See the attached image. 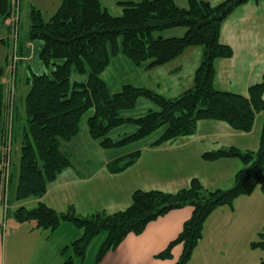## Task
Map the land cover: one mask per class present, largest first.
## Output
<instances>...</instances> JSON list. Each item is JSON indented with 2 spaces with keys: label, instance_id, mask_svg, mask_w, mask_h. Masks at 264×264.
Here are the masks:
<instances>
[{
  "label": "trees",
  "instance_id": "trees-1",
  "mask_svg": "<svg viewBox=\"0 0 264 264\" xmlns=\"http://www.w3.org/2000/svg\"><path fill=\"white\" fill-rule=\"evenodd\" d=\"M249 1L223 0L213 5L207 0H187L186 7L175 0L120 1L122 13L114 16L100 0H61L48 20L40 9L31 8L28 39L40 43L38 58L50 72L32 73L28 77L29 89L20 122L14 112L15 136L21 139L13 194L17 201L42 198L48 186L71 166V156L61 150V144L78 136L80 121L89 110L93 112L86 121L88 134L106 150L142 140L159 129H162L160 136L150 146L173 142L194 134L198 123L204 120L225 122L235 131L249 133L257 114H263L257 150L231 146L202 154L205 161L234 158L242 163L243 168L236 173L234 185L229 189L208 190L194 178L188 187L176 192L136 190L129 207L111 214L102 211L82 216L74 207L58 212L44 203L34 208H17L13 216L18 222H34L37 228L48 230L68 222L82 230V235L62 250V253L73 251L63 264L83 261L92 240L105 232L94 263L98 264L129 234H141L150 222L172 210L191 206L192 216L178 237L158 255L161 259L171 258L173 247L182 244L183 252L175 264H187L204 236L206 221L217 208L231 206L237 198L248 196L257 188L264 193V80L251 85L247 96L218 90L214 85L216 61L234 54L232 47L221 42L222 24ZM15 3L0 0V34L5 28L8 30L7 37H0V45L11 44V26L7 22L15 13ZM177 28L184 30L181 36H154L156 32ZM194 46L202 47L203 51L194 84L175 98L168 99L132 84H125L112 94L102 78L113 56L121 54L135 66L151 69L171 62ZM2 72L3 69L0 147L6 138L9 112ZM74 73L85 76V80L72 81ZM141 98L150 100L156 109L137 118L121 116L122 110L134 108ZM124 124H132L136 130L113 139L110 133ZM139 157L140 150L120 156L109 162L108 170L123 172ZM14 176L12 173V182ZM254 246L264 249V229ZM260 264H264V259Z\"/></svg>",
  "mask_w": 264,
  "mask_h": 264
},
{
  "label": "crops",
  "instance_id": "crops-1",
  "mask_svg": "<svg viewBox=\"0 0 264 264\" xmlns=\"http://www.w3.org/2000/svg\"><path fill=\"white\" fill-rule=\"evenodd\" d=\"M19 1L22 9L23 0ZM120 1L139 0H100L107 9L108 5L119 6ZM175 1L180 6H187V0ZM207 1L217 4L223 0ZM60 4L61 0H44L43 4L40 0L31 2V6L38 9L40 5L51 8L53 14ZM165 33L167 37H176L181 36L184 30L177 28ZM7 35L5 29L0 37L5 38ZM221 42L232 47L234 54L229 59L216 61L215 88L247 96L251 85L264 80V0H250L234 10L222 24ZM40 47L38 42L21 38L23 61H29L31 56L38 55ZM193 52H198L199 59L202 58L201 49L188 48L161 69L167 74L182 70L186 59L193 57ZM193 84L194 82L191 83L192 86ZM18 111L19 106L16 104L15 113L20 120ZM258 116L259 113L256 119ZM262 122L261 113V121L257 123L260 124L258 135L254 133L253 143L249 137L252 132L235 131L225 122L200 121L196 131L190 136L154 147L150 146L151 142L142 145L137 162L120 173L108 170L109 162L118 157L96 164L88 159V152H84L86 160H79L75 155L79 151L67 147L71 143L79 144L78 140L100 147L91 139L86 129L83 136L78 135L61 144V150L71 156V166L62 171L48 186L42 198H30L11 204L12 213L19 207L34 208L39 203H44L58 212L74 207L82 216L102 211L115 213L130 206L132 194L136 190L176 192L188 187L194 178L199 179L208 190L229 188L235 181L236 173L243 168L242 163L234 158L205 161L202 154L231 146L241 150H257ZM13 173L15 175V171ZM263 196L262 190L257 188L252 194L234 201L228 207L232 212L225 207L215 211L207 220L204 236L187 264H247L240 251L241 248L246 249L249 234L245 223L250 217V211L262 217V211L254 212L253 208L255 205L263 206ZM192 213L191 206L168 212L150 222L141 234H129L98 264H175L183 252L182 244L173 247L171 258L161 259L158 255L178 237ZM1 220L0 213V264H63L73 255V251L62 253V250L82 235V230L68 222L62 223L55 230H48L37 228L34 222L21 223L14 218L2 225ZM86 256L83 261L75 260L74 264H87ZM95 259L96 257L90 264H94Z\"/></svg>",
  "mask_w": 264,
  "mask_h": 264
},
{
  "label": "rangeland",
  "instance_id": "rangeland-1",
  "mask_svg": "<svg viewBox=\"0 0 264 264\" xmlns=\"http://www.w3.org/2000/svg\"><path fill=\"white\" fill-rule=\"evenodd\" d=\"M32 1L33 0H23L22 9H21L20 1L15 0L16 2L15 8H16L17 19H18L17 24L19 28L21 27L20 28L21 30L19 29V33H18L19 40H18L17 50L15 48L12 49L11 45L8 47L7 45H0V68L3 65V72H2L1 80H3L4 84L9 88L10 94L13 97L14 112H15V106L16 104H18L19 106L18 114L21 118H23L24 116L23 105H24L25 94L27 90L29 89V86L27 84L28 77H30L32 73L41 74L43 72H50V70H48L42 65L37 54L35 56H31L29 61H23V58L21 55V49H20L21 38L25 40L28 39ZM40 1L43 4L44 0H40ZM211 1L216 2V0H211ZM108 3L110 2L108 1ZM40 6H41L40 10L43 14V17L46 20H48L53 14V12H51V8H48L42 5ZM108 10L114 16H119L122 13L120 6L108 5ZM171 30L173 29H169L166 31H171ZM7 33H8V30H7ZM158 35L164 36L166 35V33L164 34V32H156L154 34L155 37H158ZM167 36L168 35H166V37ZM121 43H122V38L120 37L119 44ZM190 48H195V49L198 48L202 50V47L200 46H194ZM6 52H7V56H6ZM200 53L202 57L203 52H200ZM5 56H6V59H5ZM199 58L200 56L198 57V52H193V57H188L186 59L182 70L178 72L176 71L173 74L172 72L167 74L164 70L161 69L165 67V66L163 67V65L157 66L151 69H146L144 67H137L128 58L119 54L111 58L109 66L106 68V70L102 74V78L106 82L112 94L119 92L123 85L132 84L136 87H141V88L152 90L153 92L160 94L161 96L168 98V99L175 98L179 96L185 90V88H189L190 86H192L191 83L194 82L196 70L198 69L199 65L202 62V58L201 59ZM85 78H86L85 76H79L76 73L72 75V81H82V80H85ZM17 87H18V95H17ZM151 109H156L155 104L152 103L148 99L141 98L137 101L136 106L134 108L122 110L120 114L122 117L137 118V117L143 116ZM92 112L93 110H89L82 117L80 121V132L78 134L79 137L83 136L84 132H86V129H87L86 121L88 117L92 114ZM259 115H260L258 116L259 118L255 120V124H254L255 128L253 127L254 130L252 129L251 131L252 134L249 135L253 143H254L253 135L254 133H257L256 135H258V130L260 127V124L258 125L257 123L261 121V113H259ZM12 123L13 124H12L11 133H12V139H14V134L16 130V127H15L16 120H14V115H13ZM135 130H136V127L134 125L124 124L121 127L113 130L110 133V136L113 139H119L125 135L131 134ZM161 132H162V129H159L158 131L154 132L153 134H151L150 136L142 140L132 142L118 149L106 150L99 146H93L94 144H91V143L85 144L83 140H78L79 144L77 145H73L71 143L67 147H69V149L75 148L74 149L75 151L77 150L79 151V152H75V155L79 160H86L87 158L84 152H88L89 153L88 159L91 160L93 163L100 164L101 162H103V160H106L108 158L119 157V156L126 155L130 152H133L135 150H140L142 145L152 142L155 139H157L160 136ZM14 140H15L14 144L12 142V149H11V154H10L9 171L10 173H13V171H15V176H14L13 182L10 181V185H8V194L10 195V200H8V204H6L5 201L0 199V213H1V218H2L1 220L2 225L6 224L8 220L14 219L13 213H12L13 209L11 208V204L14 205V203L18 202L14 198L13 194L15 191L16 180H17V170H18L19 161L21 157L20 136L19 135L15 136ZM255 140L257 139L255 138ZM73 159L75 160L76 158L73 157ZM233 185L234 183L231 185V187ZM229 188H226V189H229ZM237 200L238 198L235 201ZM231 206L226 205L223 207H225L227 211L232 212L230 208H228ZM220 208L222 207L217 208L215 211H218ZM239 208L240 206H238V209ZM253 209H254V212L262 211V217L257 216L255 213L251 211L248 214V216L250 217L245 223L246 225L245 229H247L249 232L248 238H247V244L245 245L246 249L241 248L240 251H242L243 259H246L247 264H258V263L260 264V262L264 259V249L255 247L254 243L259 241L260 233L264 229V204L263 206L255 205ZM246 213L248 212L246 211ZM105 237H106V233L103 232V233H100L98 236H96L92 240V242L90 243L87 249V254H86L87 256H86V261H85L87 264H90L94 260ZM195 251H196V248L194 249L192 255H194ZM242 261L245 262L244 260Z\"/></svg>",
  "mask_w": 264,
  "mask_h": 264
},
{
  "label": "built area",
  "instance_id": "built-area-1",
  "mask_svg": "<svg viewBox=\"0 0 264 264\" xmlns=\"http://www.w3.org/2000/svg\"><path fill=\"white\" fill-rule=\"evenodd\" d=\"M17 13L15 8V13L13 14L12 18H10L7 22L8 25L11 26V32L9 34V38L11 41L12 49L17 50L18 40H19V27L17 24ZM16 53V51H15ZM3 82V80H2ZM4 83V82H3ZM6 89L7 100L9 103V112H8V127H7V134L3 145L0 147V199L5 201L8 204L9 194H8V185H10V181L12 179V173L9 171L10 166V154L12 149V122H13V115H14V108H13V97L10 94L9 88L4 84ZM11 101V102H10Z\"/></svg>",
  "mask_w": 264,
  "mask_h": 264
}]
</instances>
